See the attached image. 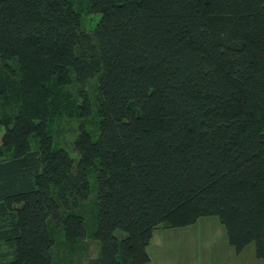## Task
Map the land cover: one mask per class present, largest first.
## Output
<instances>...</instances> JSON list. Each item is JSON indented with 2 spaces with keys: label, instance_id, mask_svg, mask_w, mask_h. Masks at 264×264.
Returning a JSON list of instances; mask_svg holds the SVG:
<instances>
[{
  "label": "trees",
  "instance_id": "obj_1",
  "mask_svg": "<svg viewBox=\"0 0 264 264\" xmlns=\"http://www.w3.org/2000/svg\"><path fill=\"white\" fill-rule=\"evenodd\" d=\"M0 104V264H60L92 182L95 264H148L158 228L208 217L264 261V0H0Z\"/></svg>",
  "mask_w": 264,
  "mask_h": 264
},
{
  "label": "rangeland",
  "instance_id": "obj_2",
  "mask_svg": "<svg viewBox=\"0 0 264 264\" xmlns=\"http://www.w3.org/2000/svg\"><path fill=\"white\" fill-rule=\"evenodd\" d=\"M92 17L94 16H89L88 21L85 22L86 18L83 15V30L89 31L94 26L97 17H94L95 20H92ZM9 65L15 69L18 68L16 60L9 62ZM70 89L73 91V95L77 93L76 87ZM89 91L94 99L96 96V83L94 81L90 85ZM13 104L14 101L5 109H11ZM2 108L4 106L0 104V116ZM97 108L98 104H93L95 112ZM80 125L81 123L78 121L72 122V119L65 117L59 125H56V132L53 130L52 133L55 146L64 145L62 147L69 151L75 159H78V155L72 151V144ZM89 125L88 129L92 133L96 132L97 123L94 117L89 119ZM4 131V127L0 126V138ZM91 186L92 193L82 209L89 237L71 249L64 243L63 234L55 231L57 242L53 249V255L60 264H70V261L71 264H95L99 257V244L90 236L96 228V213L98 211L96 182H92ZM147 253L151 258L148 264H264V261L256 255L254 243L248 245L241 254H238L230 246L225 228L216 217L203 218L195 225L185 228H158L147 248Z\"/></svg>",
  "mask_w": 264,
  "mask_h": 264
},
{
  "label": "crops",
  "instance_id": "obj_3",
  "mask_svg": "<svg viewBox=\"0 0 264 264\" xmlns=\"http://www.w3.org/2000/svg\"><path fill=\"white\" fill-rule=\"evenodd\" d=\"M203 264V263H202Z\"/></svg>",
  "mask_w": 264,
  "mask_h": 264
}]
</instances>
